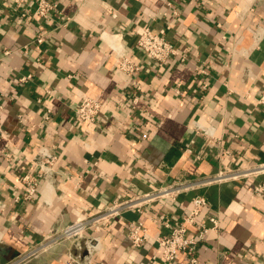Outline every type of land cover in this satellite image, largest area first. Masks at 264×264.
Wrapping results in <instances>:
<instances>
[{
  "label": "crops",
  "instance_id": "0c3cea01",
  "mask_svg": "<svg viewBox=\"0 0 264 264\" xmlns=\"http://www.w3.org/2000/svg\"><path fill=\"white\" fill-rule=\"evenodd\" d=\"M8 1L0 0V264L115 201L264 162V107L256 104L264 0L243 21L235 12L245 0H50L58 13L41 23L19 18ZM142 26L165 30L179 57L158 66L138 51ZM250 27H259L256 37ZM40 33L44 42L36 44ZM124 58L138 68L135 76L119 69ZM82 96L102 110L80 129ZM197 125L211 133L199 134ZM40 151L56 155L54 173L26 202L21 179L28 170L36 176L31 161ZM259 181L212 184L123 213L100 231L102 264H166L155 244L158 217L176 226L196 194L208 204L197 220L214 216L219 227L198 246V264H264V196L251 190ZM138 221L147 241L131 249L127 226ZM71 247L50 246L24 264H60ZM187 256L172 264H187Z\"/></svg>",
  "mask_w": 264,
  "mask_h": 264
},
{
  "label": "built area",
  "instance_id": "2783aa9c",
  "mask_svg": "<svg viewBox=\"0 0 264 264\" xmlns=\"http://www.w3.org/2000/svg\"><path fill=\"white\" fill-rule=\"evenodd\" d=\"M10 8L16 12L19 18L25 19L30 15L37 23L46 22L58 13V5L50 0H9ZM258 9L257 0H245L241 9L235 12V16L243 21ZM249 32L253 37L259 34V27H250ZM136 49L142 52L150 61L158 66L179 57L175 45L165 37V30L155 31L147 26L136 29ZM40 33L35 38L36 44H42L45 38ZM184 62L182 56L179 59ZM121 71L130 76H135L138 68L129 59L124 58L118 62ZM197 73L206 76L207 73L202 67L197 68ZM30 76L22 77L20 82H26ZM258 107H264V86L260 89ZM102 105L96 100L82 96L76 109L75 118L80 129L84 126L94 125L101 113ZM199 134L209 135L207 129L196 126ZM56 155H48L45 152H38L33 155L32 166L36 170V176L30 174V170L22 176L23 187L22 199L31 201L36 194L38 182L45 181L54 173ZM251 178H259L260 181L252 185V193L258 197L264 196V162L251 163L244 167L220 171L214 176L200 177L195 179L175 180L166 185L152 188L148 192L140 193L115 201L112 205L89 216L80 217L69 223L59 231L48 232L45 242L32 248L26 254L19 257L10 264H24L49 249L61 243H70L71 249L59 257L60 264H102L104 253L100 231L104 226L122 216L125 212L141 214L143 210L163 200H175L182 193L196 191L212 184H221L231 181H244ZM207 200L203 195H194L191 199V208L187 213L182 214L176 226L172 225L171 219L167 216L158 217L161 230L160 235L155 239V244L161 253V260L166 264H172L180 253L187 254V264H198L195 252L200 244L206 241V235L210 231L218 230L217 218L208 217V224L197 220L200 213L207 207ZM193 229L194 234H190ZM126 238L130 242L131 249H138L147 241L146 229L141 222H131L127 226ZM148 264H153V260Z\"/></svg>",
  "mask_w": 264,
  "mask_h": 264
},
{
  "label": "rangeland",
  "instance_id": "374dc122",
  "mask_svg": "<svg viewBox=\"0 0 264 264\" xmlns=\"http://www.w3.org/2000/svg\"><path fill=\"white\" fill-rule=\"evenodd\" d=\"M38 257H39V256H38ZM34 260H37V259L35 258ZM34 260H33L32 264H37V263L34 262Z\"/></svg>",
  "mask_w": 264,
  "mask_h": 264
}]
</instances>
